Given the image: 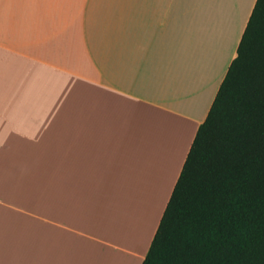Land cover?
I'll list each match as a JSON object with an SVG mask.
<instances>
[{
    "label": "crops",
    "instance_id": "crops-1",
    "mask_svg": "<svg viewBox=\"0 0 264 264\" xmlns=\"http://www.w3.org/2000/svg\"><path fill=\"white\" fill-rule=\"evenodd\" d=\"M255 1L0 0V159L26 143L53 188L110 192L48 218L49 261L0 264H142Z\"/></svg>",
    "mask_w": 264,
    "mask_h": 264
},
{
    "label": "trees",
    "instance_id": "trees-1",
    "mask_svg": "<svg viewBox=\"0 0 264 264\" xmlns=\"http://www.w3.org/2000/svg\"><path fill=\"white\" fill-rule=\"evenodd\" d=\"M142 264H264V0L255 1Z\"/></svg>",
    "mask_w": 264,
    "mask_h": 264
},
{
    "label": "rangeland",
    "instance_id": "rangeland-1",
    "mask_svg": "<svg viewBox=\"0 0 264 264\" xmlns=\"http://www.w3.org/2000/svg\"><path fill=\"white\" fill-rule=\"evenodd\" d=\"M27 146L22 144V159H0V257L7 251L6 258L13 261L18 258L19 262L35 263L41 258L46 262L49 261L48 241L51 239L53 248H57L60 238V230L49 224L48 218L65 221L75 215L86 221L88 203L100 193L108 196L110 192L53 188L48 176L47 154H33ZM17 245L21 246L19 255L16 254ZM49 257L50 262L63 261L57 259L56 254ZM78 262V259L65 260L71 264Z\"/></svg>",
    "mask_w": 264,
    "mask_h": 264
}]
</instances>
